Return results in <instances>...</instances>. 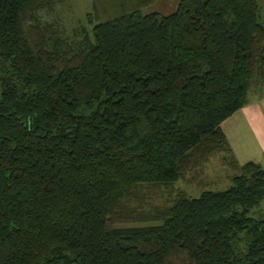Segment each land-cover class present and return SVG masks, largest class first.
<instances>
[{"label": "trees", "instance_id": "obj_1", "mask_svg": "<svg viewBox=\"0 0 264 264\" xmlns=\"http://www.w3.org/2000/svg\"><path fill=\"white\" fill-rule=\"evenodd\" d=\"M56 1L0 0V264H264V168L221 129L264 82V0H92L77 42ZM219 152L225 189L133 204Z\"/></svg>", "mask_w": 264, "mask_h": 264}, {"label": "rangeland", "instance_id": "obj_2", "mask_svg": "<svg viewBox=\"0 0 264 264\" xmlns=\"http://www.w3.org/2000/svg\"><path fill=\"white\" fill-rule=\"evenodd\" d=\"M178 2L179 0H156L144 7L142 12L157 11L162 14H169L176 9ZM91 6L92 0H58L50 7L40 9L36 15L41 23L54 25L67 41L77 42L80 39L82 28L90 29L85 14L91 10ZM253 85L259 93H264V82L259 83L257 80L254 81ZM249 93L243 109L249 110L251 106H255L252 109H256L259 113L255 116L254 122H251V116L245 115L242 120L241 118L235 120L238 127L231 125L234 119L226 124L229 128L225 133L235 159L239 163H244L249 159L263 161L261 160V148H264V139L260 135V129L253 126L259 124V127L264 129V104L262 100H253L252 102V96ZM243 109L240 108L235 112L239 113ZM224 156H226L225 152L215 153L202 164L190 168L183 179L178 180L172 189L144 187L143 197H138V201H134L133 204H143V210H150L155 206L165 207L171 205L177 190H182L189 196H197L205 189H225L230 185L231 177L237 174L238 170L233 168L228 160L224 159ZM260 212L264 213V199L259 205L252 208L250 214L257 215Z\"/></svg>", "mask_w": 264, "mask_h": 264}, {"label": "crops", "instance_id": "obj_3", "mask_svg": "<svg viewBox=\"0 0 264 264\" xmlns=\"http://www.w3.org/2000/svg\"><path fill=\"white\" fill-rule=\"evenodd\" d=\"M251 94V101L253 102V100H262V103L264 104V93H259V91L256 89V87H253L251 90H250V93ZM256 94H260V95H256ZM246 104V103H245ZM244 105L241 107V109H243ZM253 107L255 106H251V108L249 110H241V112L237 113V112H234L230 117H228L227 119H225L222 123H221V129L223 131V133L225 134L226 138H227V134L225 133L226 130L229 128L228 126H226V124L228 123V121H231V119H234L233 122L231 123V125H233L234 127H238V124L235 123V120H237V118H241V120L245 117V115H248V116H251L250 119H251V122L255 120V116L259 113V111L257 112L256 109H252ZM226 121V122H225ZM236 124V125H235ZM230 125V126H231ZM254 128L256 129H260V135L262 137V139H264V129H261L259 127V124L258 125H254L253 126ZM227 141H228V138H227ZM229 143V142H228ZM261 156H262V159L263 161H260L259 159H256L253 160V159H249V160H252V161H255L257 163H259L263 168H264V148H261ZM247 160V161H249ZM246 162V161H245ZM261 162V163H260ZM239 163V162H238ZM241 164V163H240Z\"/></svg>", "mask_w": 264, "mask_h": 264}]
</instances>
